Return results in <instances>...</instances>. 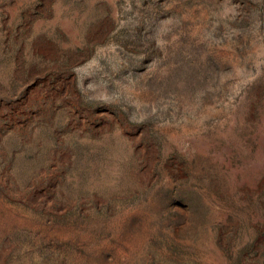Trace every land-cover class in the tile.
I'll return each instance as SVG.
<instances>
[{"label":"rangeland","instance_id":"obj_1","mask_svg":"<svg viewBox=\"0 0 264 264\" xmlns=\"http://www.w3.org/2000/svg\"><path fill=\"white\" fill-rule=\"evenodd\" d=\"M0 264H264V0H0Z\"/></svg>","mask_w":264,"mask_h":264}]
</instances>
